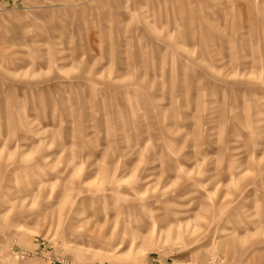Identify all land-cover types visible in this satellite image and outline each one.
<instances>
[{
    "label": "rangeland",
    "instance_id": "rangeland-1",
    "mask_svg": "<svg viewBox=\"0 0 264 264\" xmlns=\"http://www.w3.org/2000/svg\"><path fill=\"white\" fill-rule=\"evenodd\" d=\"M0 264H264V0H0Z\"/></svg>",
    "mask_w": 264,
    "mask_h": 264
}]
</instances>
